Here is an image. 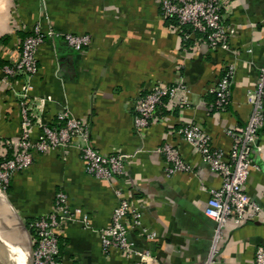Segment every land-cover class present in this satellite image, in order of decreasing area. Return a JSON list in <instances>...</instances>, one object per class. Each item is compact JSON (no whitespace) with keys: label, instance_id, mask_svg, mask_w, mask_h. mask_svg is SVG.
<instances>
[{"label":"crops","instance_id":"0c3cea01","mask_svg":"<svg viewBox=\"0 0 264 264\" xmlns=\"http://www.w3.org/2000/svg\"><path fill=\"white\" fill-rule=\"evenodd\" d=\"M224 19L237 33L230 50H213L182 45L162 17L160 0H0V156L1 146L21 135L24 83L31 84L34 103L50 97L37 111L44 123L57 124L67 111L89 128L95 149L126 155L123 176L99 179L86 172L79 139L75 146L37 155L30 168L16 173L9 191H0V239L19 256L1 251L8 262L32 261L26 222L50 213L58 192L68 197L71 209L82 210L60 230L64 264H200L206 259L216 223L204 212L209 191L220 188L222 179L177 130L198 123L214 147L231 150L226 131L246 125L252 111L248 94L264 65V0H224ZM38 23L60 35L39 47L35 76L6 80L4 67L18 60L24 39ZM66 33L89 35L91 43L75 51L63 39ZM229 62L236 64L232 100L226 111H218L212 90ZM179 83L190 89L191 103L182 104L178 94L147 128L137 129L139 97L156 84ZM40 133L37 126L32 134L37 139ZM165 143L178 148L193 172L167 175L160 151ZM258 146L246 192L260 204L261 214L225 225L216 264H254L257 247L264 246V130ZM119 193L140 213L143 227L156 234L152 240L137 230L130 234L137 250L153 260L104 250L99 231L112 225ZM86 218L88 228L81 223Z\"/></svg>","mask_w":264,"mask_h":264},{"label":"built area","instance_id":"2783aa9c","mask_svg":"<svg viewBox=\"0 0 264 264\" xmlns=\"http://www.w3.org/2000/svg\"><path fill=\"white\" fill-rule=\"evenodd\" d=\"M160 8L164 20L172 22L170 28L180 38L191 40L194 47L206 45L213 50H230V41L236 35L237 27L225 23L224 0H160ZM59 35L53 28L43 29L40 23L35 25L32 34L21 45L18 60L4 67V78L9 80L19 76H35L39 72V47ZM63 39L78 52L91 43L89 35L66 33ZM235 76L236 64L229 62L212 90L215 97L213 108L216 110L228 109ZM31 87L30 83H24L20 90L21 135L17 141L4 143L6 148L13 150V154L8 156L6 148L1 152L0 190L7 192L13 176L30 168L37 155L75 146L79 139L84 142L77 146L88 174L107 180L123 176L126 155L104 154L95 149L89 142V128L67 111L58 117L57 124L44 123L37 111L40 112L50 97L39 99V104L34 103V100H30ZM178 94L182 95V104L191 103V91L183 83L173 86L156 84L148 93L140 96L135 105L136 128H147L156 119L160 108L172 102ZM248 101L252 111L246 125L226 131L233 142L229 152L214 147L210 135L198 123H185L177 130L181 139L199 151L211 170L222 179L220 188L209 191L210 198L204 213L216 223V230L211 249L200 264H216L222 232L229 221L240 225L258 219L262 211L260 204L246 192V184L254 166L253 151L260 150L258 141L264 130V65L260 68L256 87L249 91ZM37 126L41 133L35 139L32 133ZM160 151L166 158L167 175L193 172V166L183 159L174 145L165 143ZM119 198L112 225L99 231L104 250L108 252L117 248L127 258L138 255L145 262L153 260L147 251L142 253L137 250L136 242L130 238V234L137 230L148 240L154 239L156 234L143 227L140 213L127 196L119 193ZM81 212L80 209L70 208L64 193H57L53 210L30 224L33 264H64L61 260L60 230L67 222L77 220L76 215ZM81 223L88 228L87 218ZM254 264H264V246L257 247Z\"/></svg>","mask_w":264,"mask_h":264},{"label":"bare ground","instance_id":"6f19581e","mask_svg":"<svg viewBox=\"0 0 264 264\" xmlns=\"http://www.w3.org/2000/svg\"><path fill=\"white\" fill-rule=\"evenodd\" d=\"M5 252V253H8V254H11V255H13V256H16L11 250H10V248L8 247V246H6L5 245V243L3 242V241H1L0 240V256H1V258L4 260V261H6L7 263H9V264H12V263H10V262H8L7 260H6V258L3 256V253L2 252ZM16 257H19L18 255L16 256ZM9 258H11V257H9ZM12 259V258H11ZM15 259V258H14ZM25 264H30V257L29 258H27L25 261Z\"/></svg>","mask_w":264,"mask_h":264},{"label":"trees","instance_id":"16d2710c","mask_svg":"<svg viewBox=\"0 0 264 264\" xmlns=\"http://www.w3.org/2000/svg\"><path fill=\"white\" fill-rule=\"evenodd\" d=\"M167 22L169 23V25L172 23L171 21H167ZM30 34H32V31H31L29 34H27V36L30 35ZM2 40H5V39H2ZM181 41H182V42H181L182 45H184V46H190V44L192 43L191 40H189V41L187 40V41H186V40H184V39H182V38H181ZM6 66H7V65H6ZM54 125H55V124H54ZM1 147H3V149L6 148L4 144H3ZM6 149H7V155H8V156H11V155L13 154V150H12V149H9V148H6ZM1 152H2V151H1ZM1 160H2V157L0 156V162H1ZM9 189H10V187L7 189V192L9 191ZM30 223H31V222H29V221L26 222V226L29 227V226H30ZM30 230H31V229H30Z\"/></svg>","mask_w":264,"mask_h":264},{"label":"water","instance_id":"95a60500","mask_svg":"<svg viewBox=\"0 0 264 264\" xmlns=\"http://www.w3.org/2000/svg\"><path fill=\"white\" fill-rule=\"evenodd\" d=\"M1 240V239H0ZM2 241V240H1ZM0 264H9L6 261H4L0 256ZM30 264H33V261H30Z\"/></svg>","mask_w":264,"mask_h":264},{"label":"rangeland","instance_id":"374dc122","mask_svg":"<svg viewBox=\"0 0 264 264\" xmlns=\"http://www.w3.org/2000/svg\"><path fill=\"white\" fill-rule=\"evenodd\" d=\"M2 193H4L2 190H0Z\"/></svg>","mask_w":264,"mask_h":264}]
</instances>
